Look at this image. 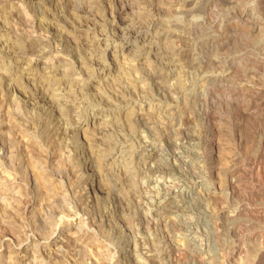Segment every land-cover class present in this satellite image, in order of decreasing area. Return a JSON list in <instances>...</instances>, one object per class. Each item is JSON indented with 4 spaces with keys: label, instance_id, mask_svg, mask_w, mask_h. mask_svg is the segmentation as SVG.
Listing matches in <instances>:
<instances>
[{
    "label": "rangeland",
    "instance_id": "1",
    "mask_svg": "<svg viewBox=\"0 0 264 264\" xmlns=\"http://www.w3.org/2000/svg\"><path fill=\"white\" fill-rule=\"evenodd\" d=\"M134 31L141 37L133 42L128 38ZM0 35V176L9 181L21 176L7 160L19 150L20 169L38 188L37 194L23 190L17 221L8 208L10 198H0L6 204L4 209L0 204V213L9 216L0 223V264H14L16 253L22 261L41 248L64 252L59 264H245L253 251L247 263L264 264V0H0ZM29 36L44 38L40 52L24 49ZM143 37L152 45L141 51ZM155 150L182 173L190 172L191 193L182 188L181 172L163 173L177 180L174 184L183 182L176 184L175 196L155 181L160 178ZM60 153L80 159L77 169L90 181L103 170L89 163L107 154L104 163L115 169L116 188L76 190L71 186L76 169L64 165ZM60 160L59 169L71 170H62V178L55 174ZM40 174L66 184L71 191L65 200L77 201L71 213L54 215L57 231L68 228L63 237L84 224L81 243L66 251L61 239L41 247L31 241L42 232L24 211L56 196L45 190ZM170 197L175 200L166 205ZM49 209L42 212L52 213ZM187 219L190 223L172 230L171 224ZM94 232L99 246L93 247L86 238Z\"/></svg>",
    "mask_w": 264,
    "mask_h": 264
},
{
    "label": "bare ground",
    "instance_id": "2",
    "mask_svg": "<svg viewBox=\"0 0 264 264\" xmlns=\"http://www.w3.org/2000/svg\"><path fill=\"white\" fill-rule=\"evenodd\" d=\"M88 1V0H87ZM96 1V0H95ZM2 3V2H1ZM89 3V2H88ZM85 4V3H84ZM129 5V4H128ZM134 5V4H133ZM131 6V5H130ZM86 7V6H85ZM93 8V7H92ZM128 9H130V8H128ZM185 11V10H184ZM183 12V11H182ZM186 12V11H185ZM187 13V12H186ZM142 15V14H141ZM144 15V14H143ZM26 19H27V17H26ZM123 23V22H122ZM3 24V23H2ZM170 27V26H169ZM182 27V26H181ZM122 28V27H121ZM93 29V28H92ZM183 29H185V28H183ZM6 30V29H5ZM76 30V29H75ZM91 30V29H90ZM137 30V29H136ZM140 30V29H139ZM121 31V30H120ZM131 31V30H130ZM133 31V30H132ZM87 32V31H86ZM123 32V31H122ZM121 32V33H122ZM139 32L140 31H134V33H132V32H130V34L129 35H131L128 39L129 40H133V42L137 39L138 40V38H140L141 37V35L139 34ZM74 33V32H73ZM78 33V32H77ZM76 33V34H77ZM85 33V32H84ZM93 33V32H92ZM92 33L90 34L91 36H92ZM128 33H129V31H128ZM132 33V34H131ZM30 34V33H29ZM33 34V33H32ZM88 33H86V35H87ZM118 34V33H117ZM166 34V33H165ZM171 34V33H170ZM174 34V33H173ZM172 34V35H173ZM4 35V34H3ZM83 35V34H82ZM81 35V36H82ZM124 35V34H123ZM128 35V36H129ZM1 36V35H0ZM25 36H26V34H25ZM72 36V35H71ZM74 36H75V34H74ZM77 36V35H76ZM75 36V37H76ZM90 36V37H91ZM102 36V35H101ZM105 36V35H104ZM110 36H112V35H110ZM114 36H116V35H114ZM113 36V37H114ZM127 36V37H128ZM2 37V36H1ZM29 37H31L30 39L32 40V41H30V43H28L26 46H27V48H24V49H26V50H31V52H40V47L42 46V44H45L46 42H44L43 41V37L41 38V39H39V38H35V36L33 37V36H29ZM28 37V38H29ZM74 37V38H75ZM78 37H80V35L79 36H77V38ZM84 37H85V35H84ZM95 37V36H94ZM100 37V36H99ZM125 37V36H124ZM169 37H171V35L169 36ZM173 37V36H172ZM25 38V37H24ZM80 38H82V37H80ZM88 38H89V36H88ZM97 38V37H96ZM118 38V37H117ZM121 38V37H120ZM123 38V37H122ZM26 40H27V38H25ZM124 39V38H123ZM126 39V38H125ZM145 38L143 37L142 39H141V43H143V45L141 46V48H139V49H141V51L144 49V48H147L148 46H151L152 45V41L151 42H148V43H146L147 41L146 40H148V39H145ZM229 39V38H228ZM77 40V39H76ZM90 40V39H89ZM93 40H95L94 38H93ZM92 40V41H93ZM97 40H100L99 38L97 39ZM109 40H110V38H109ZM115 40V39H114ZM170 40V39H169ZM225 40V39H224ZM86 41H88V40H86ZM91 41V40H90ZM101 41V40H100ZM128 41V40H127ZM146 41V42H145ZM29 42V41H28ZM94 42V41H93ZM83 43V42H82ZM81 43V44H82ZM130 43V42H129ZM81 44H79V45H81ZM92 45V44H91ZM139 45V44H138ZM231 45V44H230ZM229 45V46H230ZM88 46V45H87ZM49 47V46H48ZM84 47V46H83ZM91 47V46H90ZM155 47V46H154ZM86 48V47H85ZM152 48V47H151ZM22 49V48H21ZM41 49H43L42 47H41ZM46 49V48H45ZM150 49V48H149ZM162 49H164V48H162ZM17 50H19V49H17ZM16 50V51H17ZM135 50V49H134ZM165 50V49H164ZM20 51V50H19ZM18 51V52H19ZM47 51V50H46ZM89 51V50H88ZM87 51V52H88ZM138 51V50H137ZM17 52V53H18ZM21 52V51H20ZM24 52V51H23ZM122 52V51H121ZM120 52V53H121ZM132 52V51H131ZM136 52V51H135ZM171 52H173V51H171ZM16 53V52H15ZM46 53V52H45ZM44 53V54H45ZM94 53V52H93ZM125 53H129V51L127 52H125ZM134 53V52H133ZM153 53H154V55H155V58L157 59V57L159 56L158 55V51L157 50H153ZM232 53V52H231ZM14 54V53H13ZM24 54H25V52H24ZM33 54V53H32ZM39 54V53H38ZM130 54V53H129ZM174 54V53H173ZM11 55V54H10ZM16 55V54H15ZM131 55V54H130ZM32 56V55H31ZM38 56V55H37ZM123 56V55H122ZM14 57V56H13ZM17 57V56H16ZM23 57V56H22ZM153 57V56H152ZM171 57V56H170ZM154 58V57H153ZM158 58H160V57H158ZM173 58H174V56H173ZM12 59V58H11ZM19 59V58H18ZM60 59V58H59ZM214 59V58H213ZM58 60V59H57ZM158 60V59H157ZM16 61V60H15ZM59 61V60H58ZM175 61V60H174ZM12 62V61H11ZM16 62H18V60L16 61ZM44 62V61H43ZM50 62V61H49ZM42 63V62H41ZM46 63V62H45ZM45 63H43V64H45ZM58 63V62H57ZM97 64H98V62H96ZM159 63V62H158ZM210 63V62H209ZM215 63V62H214ZM213 63V64H214ZM17 64V63H16ZM54 64V63H53ZM60 64V63H59ZM97 64H95V65H97ZM58 65V64H57ZM211 65H212V63H211ZM210 65V66H211ZM44 66V65H43ZM59 66V65H58ZM57 66V68H59ZM156 66V65H155ZM238 66V65H237ZM218 67V66H217ZM210 68H213V67H210ZM53 69V68H52ZM55 69V68H54ZM157 69H159V68H157ZM60 70V69H59ZM133 70V69H132ZM161 70V69H160ZM164 70V69H163ZM240 70V69H239ZM56 71V70H55ZM152 71H153V69H152ZM235 71H236V69H235ZM234 71V72H235ZM238 71V70H237ZM53 72V71H52ZM60 72V71H59ZM233 72V73H234ZM54 73H56V72H54ZM49 74H50V72H49ZM52 74V73H51ZM57 74V73H56ZM155 74H157L158 76H160L161 77V75L162 74H160V72H158V71H156L155 72ZM44 75V74H43ZM46 75V74H45ZM44 75V76H45ZM48 75V74H47ZM52 75H54V74H52ZM59 75H60V73H59ZM49 76V75H48ZM228 76H230V75H228ZM52 77V76H51ZM156 77V76H155ZM220 77V76H219ZM236 77V76H235ZM45 78V77H44ZM49 78V77H48ZM145 78H146V76H145ZM231 78V77H230ZM56 79H58V77L56 76ZM61 79V78H60ZM210 79V81H212V82H215L216 81V79H217V77L215 76V74L214 75H212L211 76V78H209ZM49 80V79H48ZM47 80V81H48ZM52 80L53 79H51V82H52ZM55 80V79H54ZM53 80V82H54V84H55V82H57V81H54ZM68 80V79H67ZM66 80V81H67ZM223 80V79H222ZM39 81V80H38ZM42 81H43V79H42ZM46 81V82H47ZM60 80H58V82H59ZM66 81H64V80H62V82H60V83H63L65 86L67 85H69V84H67V82ZM40 82V81H39ZM29 83V82H28ZM27 83V84H28ZM49 83V82H48ZM59 83V84H60ZM71 83V82H70ZM74 83V82H73ZM182 83V82H181ZM30 84V83H29ZM28 84V85H29ZM35 84V83H34ZM79 84H81V83H79ZM161 84V83H160ZM33 85V84H32ZM36 85V84H35ZM53 85V84H52ZM51 85V86H52ZM61 85V84H60ZM76 85H78V84H75V86ZM30 86V85H29ZM38 86V85H37ZM41 86V85H40ZM49 86V85H48ZM57 86V85H56ZM63 86V85H62ZM81 86V85H80ZM42 87V86H41ZM41 87H39V88H41ZM43 87H45V86H43ZM52 87H54V86H52ZM77 88H79V86H76ZM24 88V87H23ZM59 88V87H58ZM69 89H70V87H68ZM81 88V87H80ZM179 88V87H178ZM46 89V87L44 88V90ZM48 89V88H47ZM74 89L76 90V88L74 87ZM71 90V89H70ZM81 90V89H80ZM84 90V89H83ZM69 91V90H68ZM179 91V90H178ZM41 92V91H40ZM53 92V91H52ZM51 92V93H52ZM70 92V91H69ZM76 92V91H75ZM74 92V93H75ZM78 92V91H77ZM80 92V91H79ZM45 93H46V91H45ZM44 93V94H45ZM47 95H48V93H47ZM46 95V96H47ZM53 95V94H52ZM78 95V94H77ZM124 95V94H123ZM216 95V94H215ZM45 96V97H46ZM49 96V95H48ZM68 96H69V93H68ZM125 96V95H124ZM44 97V98H45ZM52 97V96H51ZM50 97V98H51ZM71 97H72V95H71ZM128 98V97H127ZM124 99V98H123ZM122 99V100H123ZM130 99V98H129ZM75 100V99H74ZM77 100V99H76ZM75 100V101H76ZM127 100V99H126ZM71 102V101H70ZM74 103V102H73ZM128 103H131V102H128ZM60 106V105H59ZM69 106H71V105H69ZM73 107V106H72ZM63 108V107H62ZM67 108V107H66ZM168 111V110H167ZM169 112V111H168ZM153 113V112H152ZM129 115H131V114H129ZM154 115V114H153ZM109 116V115H108ZM139 116V115H138ZM149 116V115H148ZM179 116V115H178ZM110 117V116H109ZM150 117H153V116H151L150 115ZM138 118V117H137ZM144 117H140L139 118V120H142V121H144V119H143ZM190 118V117H189ZM148 119V118H147ZM108 120V119H107ZM154 120V119H153ZM177 120V119H176ZM137 121H138V119H137ZM151 121V120H150ZM173 121V120H172ZM192 121V120H191ZM17 122V121H16ZM133 122H134V120H133ZM141 122V121H140ZM146 124L145 125H147V123H148V121H144ZM100 123H102V122H100ZM118 123V122H117ZM136 123V122H135ZM189 123V122H188ZM103 124V123H102ZM105 124V123H104ZM130 124V123H129ZM139 125H141L140 123H138ZM19 125H20V123H19ZM98 125V124H97ZM105 125H109V123H107V124H105ZM104 125V126H105ZM176 125V124H175ZM186 125V124H185ZM23 126V125H22ZM99 126H101L100 124H99ZM117 126V125H116ZM0 127H1V125H0ZM18 127V126H17ZM107 127V126H106ZM171 127V126H170ZM92 128V127H91ZM90 128V129H91ZM94 128V127H93ZM95 129V128H94ZM98 129H99V127H98ZM107 129H108V127H107ZM180 130V129H179ZM183 130V129H182ZM189 130V129H188ZM101 131V130H100ZM103 131V130H102ZM176 131V130H175ZM187 131V130H186ZM190 131V130H189ZM53 133V132H52ZM91 133L93 134V133H95V130L93 131H91ZM179 133H181V132H179ZM184 133V132H183ZM222 134V133H221ZM99 135V134H98ZM174 135V134H173ZM178 135V134H177ZM97 136V135H96ZM191 136V135H190ZM98 137V136H97ZM125 137V136H124ZM220 137H222V135H220ZM107 138V137H106ZM95 139V138H94ZM190 139V138H189ZM49 140V139H48ZM96 140H98V139H96ZM121 140V139H120ZM125 140V139H124ZM44 141V140H43ZM123 141V140H122ZM6 142V141H5ZM106 142H108V141H106ZM115 142V141H114ZM124 142H126V141H124ZM175 142V141H174ZM33 144H34V142H33ZM40 144V143H39ZM51 144V143H50ZM60 144V143H59ZM4 145V144H3ZM13 145H15V144H13ZM13 145H9V146H13ZM16 145H18V144H16ZM132 145V144H131ZM220 145H221V143H220ZM8 146V147H9ZM24 146V145H23ZM42 146V145H41ZM104 146V145H103ZM102 146V147H103ZM130 146V145H129ZM176 146V145H175ZM7 147V148H8ZM15 147V146H14ZM35 147H39V146H35ZM34 147V148H35ZM56 147V146H55ZM10 148H12V147H10ZM18 148V147H17ZM24 148H26V147H24ZM110 148V147H109ZM33 149V148H32ZM35 149H37V148H35ZM39 149V148H38ZM108 149V148H107ZM59 150H60V148H59ZM62 150V149H61ZM60 150V151H61ZM98 150V149H97ZM109 150V149H108ZM112 150V149H111ZM125 150V149H124ZM224 150V149H223ZM41 151V150H40ZM58 151V150H57ZM59 151V152H60ZM99 151V150H98ZM127 151V150H126ZM226 151V152H225ZM11 152V151H10ZM16 155L15 156H11V154L12 153H14V152H11V154H10V156L11 157H9L7 160H8V164H10V165H12V166H14L15 165V167L14 168H16V170H17V173L19 172V174H21V176H19V175H17V176H19L18 178H17V180L16 181H9V180H7V179H2L1 178V176H0V198H5V196H8L9 198H10V201H9V204H11V205H8V208H9V206H10V208L12 209L11 210V215H14V217H15V219L17 218L16 217V215H19V214H16V213H19L18 212V210H20L19 208H20V204H22L21 202L23 201H21V198L23 197V195H22V192H23V190H24V192H26V193H28V191H31V192H33L34 194H37L36 192L38 191L37 189V186H36V184H37V181H35L36 183H34L33 182V180H31L30 178H29V176L27 175V173H25V171H22L21 169H20V167H21V164H22V157L20 158L19 157V150H16ZM42 152V151H41ZM64 151H62V153H63ZM95 152H97L96 150H95ZM94 152V153H95ZM131 152V151H130ZM224 152L227 154V150L225 149L224 150ZM35 153H37V152H35ZM39 153V152H38ZM69 153V152H68ZM68 153H65V155L64 154H59L58 156L60 157L59 159H61L62 161H64V159H65V161L66 162H68V164H65L64 163V165H67L68 167L70 166L71 168L73 167V168H75L76 169V171L75 170H73V172L75 173V174H73V175H75V177H76V179H75V181L74 182H72V187L73 188H75L76 190H77V188H84L88 193H91L90 191L93 189V188H95V187H98V188H100V190H101V188H103V187H108V188H110L111 187V189H115L116 188V185L114 184V182H116L117 183V181H116V179L114 180V170H112L111 168H108V167H106V165H105V163H104V161L105 160H107L108 159V152H107V154H103L102 155V157H99L98 158V160L96 161V160H94V161H91L90 163H92V164H90L89 163V165H91L90 167L91 168H94V167H96V166H98L99 167V170L102 168V170H103V173H102V175H96V178L94 179H91V181L88 179V177H85V173L84 172H82L81 170H79V169H77V166H78V164L79 163H77L79 160L78 159H75V160H73V158H71V154H68ZM100 153H103V151L102 152H100ZM129 153V152H128ZM132 153H134V152H132ZM151 153V152H150ZM153 153V152H152ZM174 153V152H173ZM222 154H223V152H221ZM58 154V153H57ZM66 154H68V155H71L70 157L67 155L66 156ZM154 155V159L156 160V162H157V166L155 167V173H157V178H159V179H157V180H155V181H157V182H162V183H164V185H166V188H167V190H168V193L169 194H173L174 195V193H176L177 191V189H179V186L178 185H180L181 183H183L182 181H181V183H180V181L178 182V183H180V184H178V183H175L174 184V182H176V181H174V180H170V179H166V176H165V178H164V176H163V173H168L169 174V177H170V175L172 176L173 174H175V173H177V172H181L182 173V169L179 167V165H177L176 163H172V162H169V161H164V159L162 158V153H160V151L159 150H155V152L153 153ZM221 154V155H222ZM150 155V154H149ZM152 155V154H151ZM8 156V155H7ZM100 156H101V154H100ZM136 156V155H135ZM54 157V156H53ZM74 157V156H73ZM56 158H57V156H56ZM77 158V157H76ZM138 158V157H137ZM141 158V157H140ZM150 158V157H149ZM5 159V158H4ZM53 159V158H52ZM51 159V160H52ZM58 159V160H59ZM94 159H95V157H94ZM143 159H145L146 160V158L144 157V158H142L141 160H143ZM225 159V158H224ZM6 160V161H7ZM61 160H60V162H61ZM140 160V161H141ZM168 160V159H167ZM222 160V162L223 161H226V160H223V158L221 159ZM5 161V162H6ZM64 161V162H65ZM138 161V160H137ZM53 162V161H52ZM144 162H146V161H144ZM227 162V161H226ZM1 161H0V166H1ZM49 163H50V161H49ZM57 164H58V171L59 172H57V173H55L56 175H57V177L58 176H60L59 178H62L61 177V175H59V173L61 174V173H63V171L62 170H65V169H61V167H60V169H59V164H62V162L61 163H58V162H56ZM76 163H77V165H76ZM139 164H140V162H138ZM142 163V162H141ZM151 163V162H150ZM41 164V163H40ZM51 164V163H50ZM57 164H55V165H57ZM152 164V163H151ZM224 164V163H223ZM228 164V163H227ZM63 165V164H62ZM61 165V166H62ZM142 165H143V163H142ZM226 165V164H225ZM224 165V166H225ZM5 166V165H4ZM9 166V165H8ZM138 166V165H137ZM55 167V166H54ZM63 167V166H62ZM66 167V166H65ZM70 167H69V169H70ZM89 167V168H90ZM140 167H141V165H140ZM11 168V167H10ZM50 168H53V167H50ZM72 168V169H73ZM78 168H79V166H78ZM54 169V168H53ZM68 168L66 167V170H67ZM68 169V170H69ZM15 169L13 170V168H12V171H16ZM39 170V169H38ZM66 170H65V173H66ZM67 170V171H68ZM102 170H100V171H102ZM46 171V170H45ZM56 171V170H55ZM62 171V172H61ZM71 171V170H70ZM70 171H68V172H70ZM84 171H86V170H84ZM38 172V171H37ZM73 172H71V173H73ZM187 172V171H186ZM186 172L185 173H182L181 175H182V178H180V180L181 179H184V180H186V182H184L183 183V187L182 188H184L185 187V191H186V193L187 194H189V193H191V191H192V189L190 188V184H189V179H190V172L189 173H187L186 174ZM10 173V172H9ZM16 172H15V174H17ZM46 173V172H45ZM48 173H49V171H48ZM47 173V174H48ZM65 173L63 174V178H65L64 176H65ZM116 173V172H115ZM14 174V175H15ZM94 174V173H93ZM178 174H180V173H178ZM12 175V174H11ZM67 175V174H66ZM176 175V174H175ZM16 176V177H17ZM37 176H39L40 178H41V180H42V185L46 188L45 190L47 191V192H50V191H55V199L53 200V201H47V199L45 200V203L43 202V203H39L38 201L36 202H34L33 203V205L31 204V206H30V209L29 210H27V211H24V213H25V216H27V217H29V218H31V219H34V220H37V222L40 224V230H41V232H42V235H40V237L39 238H33L31 241H33L34 243H36L35 244V246L36 247H41L42 246V244L45 242V241H48V242H56V241H58V240H62L63 241V248H64V250L66 251V248L69 246V248L72 246H74V245H76L77 243H78V241H80V243H81V240L83 239V235L81 234V232H84V231H82V229H84L83 228V226H84V224L83 225H81V224H77V227L78 228H76L77 230L75 231V235L74 234H72V236L70 235V236H65V237H63L64 236V234L66 235V233H67V230H68V228L65 226V227H63V229H66L64 232L62 231L61 232V230L60 231H57V229L56 228H54V215H56L57 213H61V212H67L68 214L69 213H71V207H77L78 205H77V201H75V203H74V205H72V202L74 201H71V203H70V201H66L65 200V196H66V193H68L69 191H71L70 189H69V187L68 188H66L65 187V185L66 184H58V182L56 181L55 183L53 182V180L51 181L50 179L48 180L47 179V177H45L46 175H44V174H40V175H37ZM53 176V175H52ZM116 176V175H115ZM73 177V176H72ZM8 178V177H7ZM22 178V179H21ZM39 178V179H40ZM172 178V177H171ZM19 179H21L22 181H25V183L26 184H23L24 186H23V189H22V186H21V184L23 183V182H21ZM37 179V178H36ZM56 179H58V178H56ZM156 179V178H155ZM14 180H15V178H14ZM67 180V179H66ZM191 180V179H190ZM18 181V182H17ZM55 181V180H54ZM61 181V180H60ZM192 182V181H191ZM40 184V183H39ZM121 184V183H120ZM132 184V183H131ZM160 184V183H159ZM159 184L157 185V186H159ZM176 184H178V185H176ZM21 187H20V186ZM104 185V186H103ZM125 185V184H124ZM129 183H127L125 186H127L128 187V189L130 188L129 186H132V185H129ZM33 186V187H32ZM60 186V187H59ZM123 186V185H122ZM121 186V187H122ZM125 186H123V187H125ZM161 186V185H160ZM31 187H32V189H31ZM42 187V186H41ZM43 187V188H44ZM118 187V186H117ZM97 188V189H98ZM126 188V187H125ZM165 188V187H164ZM74 189V190H75ZM84 189H82V190H84ZM96 189V188H95ZM22 190V191H21ZM37 190V191H36ZM82 190H80V191H82ZM117 190V189H116ZM116 190H114V191H116ZM131 190V189H130ZM133 190V189H132ZM136 189H134V191H135ZM93 191H95V190H93ZM104 191H106L105 189H104ZM184 191V189L182 190V192ZM40 192V191H39ZM119 192V191H118ZM95 193H97V192H95ZM104 193V192H103ZM126 193H129L128 191L126 192ZM178 193V192H177ZM176 193V194H177ZM184 193V192H183ZM25 195H27V194H25ZM41 195V193H39L38 194V197ZM54 195V194H53ZM81 195V194H80ZM99 195V194H98ZM115 195V194H114ZM122 195V194H121ZM172 195V196H173ZM28 196V195H27ZM30 196V195H29ZM36 196V195H35ZM82 196V195H81ZM92 196H93V194H92ZM100 196H102V195H100ZM119 196H120V194H119ZM171 196V195H170ZM175 196V195H174ZM185 196H187V195H185ZM37 197V196H36ZM83 197V196H82ZM81 197V198H82ZM89 197H91V196H89L88 195V197L86 198H83V199H85V200H83L84 202H87L89 199ZM94 197H96L97 198V196H94ZM34 198V197H33ZM41 198V197H40ZM69 198V197H68ZM80 198V197H79ZM81 198H80V200H81ZM168 198V197H167ZM186 198V197H185ZM24 199V198H23ZM38 199V198H37ZM88 199V200H87ZM162 199V198H161ZM170 199H172L171 197L168 199V201H169V203H166V205H170L171 204V202H173V200H175V199H173V200H170ZM7 200V199H6ZM24 200H26V198L24 199ZM36 200V199H35ZM40 200V199H39ZM41 200H43V199H41ZM91 201V200H90ZM101 201V200H100ZM137 201V200H136ZM184 201V200H183ZM26 202V201H25ZM191 202H192V200H191ZM91 203H94V202H91ZM128 203V202H127ZM157 203H163V201H157ZM176 203V202H175ZM209 203V202H208ZM0 204H2V203H0ZM5 204V203H4ZM4 204H2V205H0V206H2L1 208L2 209H4ZM82 204V203H81ZM164 204V203H163ZM173 204V203H172ZM179 204V203H178ZM6 205V204H5ZM77 205V206H76ZM91 205V204H90ZM84 206V205H83ZM88 206V205H87ZM93 206V205H92ZM160 206V205H159ZM165 206V204L163 205V207ZM185 206V205H184ZM47 207L48 208H50L48 211H46V212H49V211H52V213H47V214H45L44 212L45 211H43L42 212V209H47ZM89 207V206H88ZM96 207H98V206H96ZM162 207V208H163ZM168 207V206H167ZM9 208V209H10ZM194 208V207H193ZM6 209V208H5ZM22 209V208H21ZM87 209V208H86ZM89 209V208H88ZM92 209V208H91ZM164 209V208H163ZM23 210H24V207H23ZM7 211H9V213H10V210H8L7 209ZM189 211V210H188ZM2 212V211H1ZM55 214H54V213ZM22 213V212H21ZM20 213V214H21ZM93 213V212H92ZM1 214V213H0ZM3 214V213H2ZM1 214V216H0V223H2V224H4L5 222H6V219L8 220V218H6V217H9V216H5V215H2ZM4 214H6V212L4 213ZM206 214H208V217L210 218V217H212V214L210 213H206ZM205 214V215H206ZM8 215V214H7ZM10 215V217L12 218V216ZM23 216H24V214H23ZM81 216V215H80ZM22 217V216H21ZM26 217V218H27ZM92 218H94V217H92ZM175 218V217H174ZM187 218H189V217H187ZM10 219V218H9ZM14 219V220H15ZM80 219V218H79ZM90 219V218H89ZM184 219V218H183ZM18 219H16V221H17ZM25 220H27V219H25ZM94 220V219H93ZM169 220V219H168ZM192 220V219H191ZM10 221L12 222V220L10 219ZM10 221H7L8 223L10 222ZM16 221H13L14 223H16ZM82 221H84V220H82L81 219V221H79V223H82ZM20 222V221H19ZM88 223H89V221H87ZM93 222V221H92ZM91 222V223H92ZM166 222V221H165ZM168 222V221H167ZM173 222V221H172ZM233 222V221H232ZM84 223V222H83ZM85 223H86V221H85ZM96 223H97V221H96ZM100 223V222H99ZM171 223V222H170ZM188 223H190V220L188 221V219H187V221H183V222H180V221H176V222H174L173 224H171V226H172V230L174 231L175 229H178L179 230V228L181 227V225L182 224H188ZM197 223V222H196ZM101 224H103V223H101ZM169 224V223H168ZM198 224V223H197ZM211 224V223H210ZM237 224V223H236ZM18 225V224H17ZM17 225H15L16 226V228L15 227H13V223H12V227L13 228H15L14 230H15V232L16 231H18V229H19V227H17ZM23 225V224H22ZM66 225V224H65ZM79 225V226H78ZM88 225V224H87ZM193 225V224H192ZM196 225V224H195ZM231 226L233 225V224H230ZM234 225H235V223H234ZM190 226V225H189ZM189 226H187V227H189ZM237 226V225H236ZM6 228H7V226H6ZM91 228V227H90ZM94 228V227H93ZM230 228V227H229ZM8 229V228H7ZM70 229V228H69ZM72 229V228H71ZM97 229H98V227H97ZM198 229V228H197ZM238 229V228H237ZM2 230V229H1ZM13 230V231H14ZM74 230V229H73ZM4 231H5V229H4ZM10 231L12 232V230H11V228H10ZM22 231V230H21ZM96 231V230H95ZM172 231V232H173ZM181 231V230H180ZM183 231V230H182ZM2 232V231H1ZM8 232H9V229H8ZM7 232V233H8ZM11 232H9V233H11ZM74 232V231H73ZM87 232V231H86ZM85 232V233H86ZM170 232V231H169ZM193 232V231H192ZM7 233H5V234H7ZM18 233H19V231H18ZM22 233V232H21ZM69 233V232H68ZM171 233V232H170ZM181 233V232H180ZM1 234V233H0ZM11 234H15V233H11ZM20 234V233H19ZM1 236H3V235H1ZM20 236V235H19ZM42 236V237H41ZM174 236V235H173ZM196 236V235H195ZM178 237V236H177ZM177 237H176V239H177ZM179 237H182V236H179ZM185 237V236H184ZM199 237V236H198ZM192 238V237H191ZM55 239V240H54ZM87 240V241H86ZM86 242H87V245L88 244H91L92 245V243H94L96 246H99L98 244H97V242L95 241L96 240V234H95V232L94 233H92V234H88L87 235V238H86ZM175 240V239H174ZM19 241V240H18ZM84 241V242H85ZM98 241V240H97ZM185 241H187V240H185ZM192 241V240H191ZM190 241V242H191ZM64 242L66 243V244H64ZM86 242H85V244H86ZM178 242V241H177ZM189 242V244H192V243H190ZM62 244V243H61ZM194 244H196V241H194L193 240V244L192 245H194ZM78 245H79V243H78ZM81 245V244H80ZM191 245V246H192ZM93 246V245H92ZM91 246V247H92ZM182 246V245H181ZM195 246H197V245H195ZM1 247H3V245L1 244L0 245V248ZM86 247L87 246H85V249H83V253L85 254L86 253ZM90 247V248H91ZM94 247V246H93ZM188 247V246H187ZM7 248V247H6ZM183 248H185V247H183ZM189 248V247H188ZM188 248H186V249H188ZM190 248H192V247H190ZM196 248V247H195ZM244 248V247H243ZM120 249V248H119ZM193 249H194V247H193ZM89 250V249H88ZM98 250H100V248L98 249ZM105 250V251H104ZM180 249L178 248V251H179ZM182 250V249H181ZM238 250V249H237ZM183 251H187V250H183ZM245 251V250H244ZM243 251V252H244ZM27 252V251H26ZM88 252V251H87ZM103 252H104V254L106 253V249H104L103 248V250L101 251V253H100V255L102 254L103 255ZM191 252V251H190ZM189 252V253H190ZM193 252V251H192ZM254 252V251H253ZM251 253L249 256H247V261H245L246 263L247 262H249L250 263V260H252V259H254L253 257V255L252 254H254L255 255V253ZM45 253H47L46 251H45V249H43L42 250V248H41V251L40 250H37L36 252H35V254H32L31 252H30V254H32V255H29L30 257H28L27 259H24V260H20V254L19 253H16V258H14L13 259V263L14 264H59L58 262L59 261H61L62 260V257H63V255H64V252H61V250H56V252L55 253H53V254H51V253H47V254H45ZM182 253H184V252H182ZM186 253H188V252H186ZM194 253V252H193ZM249 253V252H248ZM24 254V253H23ZM25 254H27V253H25ZM65 254H66V252H65ZM191 254V253H190ZM189 255V254H188ZM193 255V254H192ZM3 255H0V257L1 258H3L2 257ZM6 256V255H5ZM12 256V255H11ZM65 256V255H64ZM243 256V255H242ZM9 257H10V255H9ZM0 258V259H1ZM194 258V257H193ZM104 259V258H103ZM195 259V258H194ZM214 259V258H213ZM7 260V259H6ZM241 260H243L242 258H241ZM8 261H11V258H8ZM37 261V263H35ZM151 261V260H150ZM2 262V261H1ZM243 262H244V260H243ZM253 262V261H252ZM245 263V264H246ZM10 264V263H9ZM12 264V263H11ZM244 264V263H243ZM248 264V263H247ZM252 264V263H251Z\"/></svg>",
    "mask_w": 264,
    "mask_h": 264
}]
</instances>
